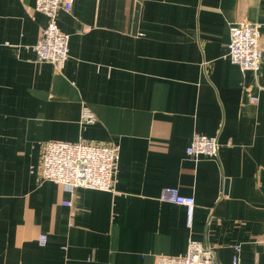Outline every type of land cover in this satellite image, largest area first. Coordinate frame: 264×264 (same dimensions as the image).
I'll list each match as a JSON object with an SVG mask.
<instances>
[{
    "label": "crops",
    "instance_id": "0c3cea01",
    "mask_svg": "<svg viewBox=\"0 0 264 264\" xmlns=\"http://www.w3.org/2000/svg\"><path fill=\"white\" fill-rule=\"evenodd\" d=\"M243 20L261 25L258 71L228 56ZM46 23L35 0H0V264H156L191 239L264 264V0H74L63 69L32 48ZM195 133L217 158L186 153ZM49 140L118 145L114 190L42 180Z\"/></svg>",
    "mask_w": 264,
    "mask_h": 264
},
{
    "label": "built area",
    "instance_id": "2783aa9c",
    "mask_svg": "<svg viewBox=\"0 0 264 264\" xmlns=\"http://www.w3.org/2000/svg\"><path fill=\"white\" fill-rule=\"evenodd\" d=\"M74 0H35V9L47 17L40 39L32 48L39 62L53 63L63 69L70 57V34L61 30L58 23L60 10L70 11ZM260 23L243 20L229 28L230 41L228 56L232 63L242 70L258 71L263 60L260 46ZM258 99L254 97L252 101ZM97 116L86 104L82 106L80 122L94 124ZM221 144L218 136L195 133L186 148L190 156L207 155L217 158ZM120 160L118 145H105L94 142H68L49 140L43 145L40 175L42 180H50L63 185L70 192L77 188L113 191ZM162 201L184 205L192 211L195 205L193 196L183 195L176 187H165L160 195ZM71 205L70 201L65 202ZM46 235L39 237V244L45 246ZM232 264H240V246L234 247ZM156 264H217L214 249L191 239L184 255H158Z\"/></svg>",
    "mask_w": 264,
    "mask_h": 264
}]
</instances>
